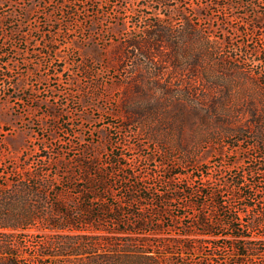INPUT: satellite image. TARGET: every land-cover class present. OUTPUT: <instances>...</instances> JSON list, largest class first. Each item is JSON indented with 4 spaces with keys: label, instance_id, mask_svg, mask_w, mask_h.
Returning <instances> with one entry per match:
<instances>
[{
    "label": "rangeland",
    "instance_id": "obj_1",
    "mask_svg": "<svg viewBox=\"0 0 264 264\" xmlns=\"http://www.w3.org/2000/svg\"><path fill=\"white\" fill-rule=\"evenodd\" d=\"M159 1L0 6V190L56 175L57 200L73 210L87 185L80 161H92L110 173L112 193L97 190L95 207L122 205L125 222L120 226L111 211L76 231L56 228L50 214L18 221L16 230L0 222V264H93L86 251L118 249L112 232L100 231L130 230L137 217L152 225L130 235L134 247L155 253L156 264H264V21L256 16L264 15V0L244 8L242 0H231L234 8ZM187 21L218 46L203 51L199 66L198 35L185 46L173 38L185 51L178 65H151L131 46L154 24H171L175 33ZM230 37L233 43H224ZM163 45L153 53L178 51ZM242 174L240 191L232 181ZM130 195L139 201L126 204ZM86 235L99 246L72 254L70 237L81 243Z\"/></svg>",
    "mask_w": 264,
    "mask_h": 264
},
{
    "label": "trees",
    "instance_id": "obj_2",
    "mask_svg": "<svg viewBox=\"0 0 264 264\" xmlns=\"http://www.w3.org/2000/svg\"><path fill=\"white\" fill-rule=\"evenodd\" d=\"M243 1V2H242ZM241 8H244V6H253L256 5V0H242ZM160 3H165L166 1L160 0ZM228 2V3H226ZM247 2V3H245ZM212 6L222 7V8H234V3H232L231 0H212ZM5 4V0H0V6ZM211 11V10H209ZM256 16L260 18L257 23H263L264 21V15L260 12H257ZM5 19H1V22L3 23ZM256 21V20H255ZM190 21L185 22V27L180 32L173 31V25H160V24H154L152 25L154 29L149 33V35L146 36V38H143L142 40H133L131 46L136 50L138 54L141 56L144 55V58L148 60V63L151 65H156V60L165 63H171L172 65H178V63L181 60V53L185 51H181L183 46H181L179 43H177L173 38L177 37L181 40H184L181 44H184V46L187 44L186 39L192 35H198L200 40V45L204 47H200L199 54L197 58L194 59V62L196 63L195 66H199L203 63L205 60V57L203 55V51L205 52L206 49H208L209 45L216 46L214 42L208 41L207 39L202 38V30L199 27H194L192 23H189ZM241 29H238L240 31ZM242 34L245 32V30H241ZM12 33L15 36L17 35L18 30H14ZM6 35H0V40H2ZM14 38V37H13ZM202 38V39H201ZM170 44L168 46H177L178 51H176L173 55H170L168 57L162 56V54H155L153 51L160 50V47L164 46L163 43ZM224 43H233V39L230 37L227 40L224 41ZM5 56H7L6 53H4ZM183 57V56H182ZM234 59V58H233ZM202 62V63H201ZM5 65H8L9 63L6 61L4 62ZM180 66V65H179ZM158 74V72H157ZM181 76L185 75L184 71L180 74ZM79 164L81 171L83 172V180L86 182V186L83 187V190L80 191L79 202L74 205L73 210H70L71 207H68L67 202L62 200H57L58 197L61 195V191H58V187L55 183L56 175L49 176L47 179H38L36 177H33V179L28 178L24 181H20V183L12 189H1L0 190V222H2V227H10L13 229H18L20 227V223H31L33 220H38L42 217V219L45 217V219L50 220V215H52V221L55 223L54 226L59 229H65L68 231H76V230H86V228L79 229L78 225H83L85 227L94 226L93 224L98 222L100 224L101 221H104L105 215L101 214L113 212L117 213L118 217L116 219V222L121 226L122 224H125V222L122 220L121 215L123 214V208L122 205L111 207L110 204H104L100 209L95 207V201L100 199V196L98 195L97 190L102 191V197L104 194H112L110 193L111 186L108 184L109 180L107 179L108 176H110V173L108 171H101L97 168V163L92 161H80ZM101 176V177H99ZM245 179H247L246 174H242L240 176H236L234 180L232 181L234 185L240 190H243ZM38 180V181H37ZM42 180V181H40ZM2 187V185H0ZM71 189V187H70ZM142 192V190L140 191ZM244 194V193H242ZM92 195V196H91ZM214 195H216L214 193ZM55 196V199L52 201V197ZM245 200H247L248 196L244 197ZM139 199L142 201L148 200V197L145 195L139 196ZM130 204L132 205V202L139 201L136 200V197L134 195H130ZM88 202V203H87ZM73 204V203H72ZM89 204V205H88ZM125 204V203H122ZM247 208L251 207L253 208V205L248 204L246 206ZM48 209H51L48 211ZM97 215L93 217L95 214ZM50 214V215H49ZM135 215V213H133ZM15 219L17 222L14 225H11L9 223L10 220ZM137 223H131L132 229L127 228H114L113 231H100L105 233H111L112 237L110 240L115 244H118V249L113 250L115 246L113 247L112 253H105V254H97L96 251L89 252L86 251L87 254H89V259L92 261L93 264H132V262H136L138 259H143L145 262L143 264H156L155 263V253L147 250H137L135 246V238H132L130 235H137L139 232L147 231L146 228L150 225V221L145 218L137 217ZM239 220V219H238ZM18 221L20 223H18ZM201 223L205 224V221L202 219ZM19 224V225H17ZM98 224V225H99ZM126 229V230H125ZM158 230L151 228L150 233H157ZM126 235L127 239L126 241H123L122 243L119 242V239L121 236ZM11 236V235H8ZM8 236H6L8 238ZM94 235H86L84 237H80L79 239H82L83 241L81 243H78L75 241V237H70L71 241L66 243L67 246L71 249L72 254H74L75 251L80 250V247H83V245H86V248L89 250H94L99 246L98 242H94L95 237ZM237 238H244V235H237ZM105 240H108L105 239ZM108 242V241H107ZM109 243V242H108ZM261 254V253H258ZM154 261V263L152 262ZM11 264H15L14 259H11Z\"/></svg>",
    "mask_w": 264,
    "mask_h": 264
}]
</instances>
